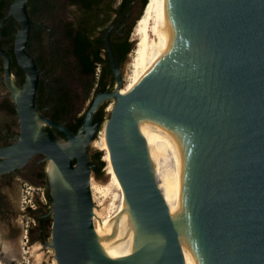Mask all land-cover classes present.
Listing matches in <instances>:
<instances>
[{
	"label": "water",
	"instance_id": "obj_1",
	"mask_svg": "<svg viewBox=\"0 0 264 264\" xmlns=\"http://www.w3.org/2000/svg\"><path fill=\"white\" fill-rule=\"evenodd\" d=\"M25 2L11 0L0 20L17 22L12 52L24 72L17 84L0 46L19 124L0 155L22 163L43 154L51 224L41 245L53 249L55 263L183 264L184 257L186 264H264V0H155L146 77L120 96V69L104 36L115 86L95 92L75 133L35 105L39 69L26 49L33 21ZM109 97L103 128L123 189L113 216L133 228V248L115 257L93 232L95 162L85 148L97 130L92 114Z\"/></svg>",
	"mask_w": 264,
	"mask_h": 264
},
{
	"label": "flooded vegetation",
	"instance_id": "obj_2",
	"mask_svg": "<svg viewBox=\"0 0 264 264\" xmlns=\"http://www.w3.org/2000/svg\"><path fill=\"white\" fill-rule=\"evenodd\" d=\"M29 2L26 0L25 3ZM53 1V0H52ZM45 0H32L31 5L38 4L37 8L32 13V20L33 26L37 27L40 34L47 30L51 35L50 38L56 37L53 34L52 27L48 26L45 22L42 21V18L47 15L48 8L44 4ZM59 0H54L53 8H56L58 5L57 3ZM8 7V6H7ZM6 7V9H7ZM28 7L30 5L28 4ZM28 9V8H27ZM28 11V10H27ZM6 12V10H5ZM4 12V14H5ZM3 14V15H4ZM3 17V16H2ZM0 17V20L1 18ZM6 17L4 21L0 25V29L3 23L6 22ZM66 18H59L57 28H61V37L66 42V38L63 34V27L62 23H64ZM60 24V26H59ZM128 15H123V17H115L109 23L108 26L104 29V36L108 33L112 34L116 40H121L125 34L126 29L128 28ZM4 35L0 34V40L3 38ZM28 42H32V39L27 41L26 49L28 52ZM5 50L6 48L0 43ZM51 49L56 50V53L61 55L63 51L62 46L59 44L52 45ZM9 55V64L11 74L17 84H21L24 76V72L21 69V72L18 71V65L12 64V56L6 50ZM13 53V52H12ZM32 56H35V51L30 52ZM68 53V52H67ZM70 55V54H69ZM14 59V55H13ZM15 61V59H14ZM36 63V62H35ZM109 63V60H108ZM113 64L117 65L119 68L120 63L118 62L117 58L113 57ZM62 64V62L60 63ZM59 64V65H60ZM17 66V68H16ZM36 66L39 69V76L38 81L35 89L34 95V102L37 106V110L40 114L48 117V111L53 113V103H54V92L60 85H66L63 80H61L57 73L53 71H47L45 65H38ZM110 67V64H109ZM99 70V65H96L95 71L93 72L95 76H97V72ZM3 58L0 55V147L6 146L13 143L19 133V124L17 120V115L15 111V105L13 103L12 97L10 95V91L7 88L6 84L3 80ZM110 83L111 86H110ZM115 86V78L113 70L110 67V73H106L102 78V81L97 84L96 90L91 92V99L95 92H102V91H111ZM58 91V90H57ZM59 92V91H58ZM57 92V93H58ZM52 94V96H51ZM71 94V92H70ZM87 98V97H86ZM90 99V101H91ZM103 99L94 110L92 114V119L95 111L102 105L106 100ZM76 103L73 102L71 98L70 103H68V107L70 111L66 114H59L58 119L54 122L61 124L67 128L66 125L71 124L72 122V113H81L85 111V107L80 110H76V107L79 105H75ZM82 108V107H81ZM48 110V111H47ZM57 114V113H56ZM83 121V118H82ZM81 121V123H82ZM98 120H93L92 122H96ZM81 123L75 128V133L80 127ZM55 137H64V133L59 129L45 125ZM68 129V128H67ZM95 162V161H93ZM48 167V166H47ZM25 181L35 183L39 186H42V191L37 193V201L35 203H29L24 201V194L22 191L28 192L25 188L21 186ZM29 201V199H27ZM24 202V203H23ZM25 217V219L23 218ZM31 217V218H30ZM30 219V220H29ZM51 224V197L49 192V182L46 174V160L43 157L42 153H34L31 155L26 161L19 163L13 162L12 160H7L5 155H0V235L3 239L0 242V245H5L10 247L9 254L0 250V256L9 257L11 258L17 251H16V242H17V234L19 232L22 233V237L27 234V238L25 240L34 239L39 241L40 243L45 242L44 240V232ZM31 231H34V234L31 235ZM50 231V227H49ZM14 250V251H13ZM11 254V256H10ZM2 259V258H1Z\"/></svg>",
	"mask_w": 264,
	"mask_h": 264
},
{
	"label": "trees",
	"instance_id": "obj_3",
	"mask_svg": "<svg viewBox=\"0 0 264 264\" xmlns=\"http://www.w3.org/2000/svg\"><path fill=\"white\" fill-rule=\"evenodd\" d=\"M11 0H0V17L3 16L6 7ZM41 1V0H40ZM44 4L48 9L53 7L54 0H45ZM66 3L74 6V13L71 19L62 23L63 34L66 38V49L68 54L74 59L75 69L82 75L88 76L89 80L86 82L85 93L87 94L91 89L92 92L96 90L97 84L102 81V78L106 73H110V67L108 63V57L106 48L104 45V29L108 26V23L115 17H123V15L129 14V8L134 0H64ZM139 10L136 16L137 19L140 15V11L146 6L147 0H138ZM32 0L27 1L26 7L28 8L29 17L32 19V13L37 8L38 4L31 5ZM28 4L30 7H28ZM142 8V9H141ZM34 20V19H32ZM133 21V22H134ZM133 24V23H132ZM17 22L12 16H8L6 22L2 24L0 34L4 35L0 40V43L6 48V50L12 56V64H16L13 59L12 53V38ZM130 24L125 31V34L121 40H116L112 34H107V40L109 41L111 52L113 57L117 58L121 63L128 51L133 50L131 40L128 39V30ZM28 50L30 52L35 51L33 55L34 61L38 65H45L47 71L54 70L60 63L61 59L56 50L51 49L49 52H45L42 44L40 43L41 34L37 27L31 24ZM28 40V41H29ZM99 65L97 76L94 75L95 67ZM17 68V66H16ZM18 71L21 72V68L18 66ZM112 83H110L111 86ZM59 92H58V91ZM58 92V93H57ZM52 96V94H51ZM72 96L66 85H60L54 92L53 113L50 115V111L47 112L49 117L53 120L58 119V115L66 114L70 111L68 103H70ZM91 99V98H90ZM90 99L88 100L85 108H87ZM114 100V97H109L100 107L95 111L93 120L97 121V127H104V120L108 116L109 108ZM57 113V114H56ZM83 118V112L76 114L72 113L71 124L66 125L68 130L73 133L75 128L81 123ZM91 158L95 161L94 169L98 170L103 165V159L101 157V150L96 149L92 152Z\"/></svg>",
	"mask_w": 264,
	"mask_h": 264
},
{
	"label": "rangeland",
	"instance_id": "obj_4",
	"mask_svg": "<svg viewBox=\"0 0 264 264\" xmlns=\"http://www.w3.org/2000/svg\"><path fill=\"white\" fill-rule=\"evenodd\" d=\"M57 5L58 6L56 8L49 9L47 15H45V17L42 18L43 22H45L48 26L52 27L53 34L56 37L52 36V38H50L51 34L47 30H45L41 33L40 43L42 44V47L44 48L45 52H49L51 44L52 45L59 44L60 46H62V48L65 47L61 52V55H59L61 56L60 59L62 64L58 65L52 71L57 73L59 78L65 82L66 86L71 92L73 102L76 103L75 105H79L78 107H76V110H80L86 106L88 100L91 97V92H92L91 89L87 94L85 93L86 82L89 80V77L80 74L75 69L74 59L72 58L71 55L67 53L66 42L61 37V31H60L61 28H57L55 30L59 18L63 17L66 18V20L72 18L74 13V6L66 3L64 0H59ZM138 10H139V1L138 0L132 1L128 14V22L130 24L128 30V39L131 40L134 48L132 51L130 50L126 53L124 60L119 65L120 77L122 80V84H124L123 91L125 86H127V84L129 83L131 79V75L133 73L132 61L134 58V49L136 47L135 46L136 38L134 36V31L142 15V11H140L141 12L140 16L138 17L137 21L136 19L134 21V17L138 13ZM85 148L88 157L91 161H93L91 158L92 152L96 149L101 150L103 165L98 170L94 169L90 176L93 182L95 183L103 184V185L109 184V191H110L109 195L110 196L113 195L115 192L118 191V185H117L118 178L114 177L113 175L114 169L111 164L108 153V147L106 142V130L103 127L100 128L97 127L93 139L89 141V143L86 145ZM21 186L26 190H28V192L22 191L24 194L26 193V195L24 196V201L26 200V202L35 203L37 201L36 195L37 193L40 194V192L42 191V186H39L35 183H31L28 181H25L23 184H21ZM94 195H95L94 204H97V202H99L101 199L97 196L98 194H94ZM27 199H29V201H27ZM108 203H109V199H106V201H103V203L98 205V207L96 208L97 209L95 212L96 217L93 218L95 232L99 228V223H100L99 219H101V216L106 210V206ZM23 218L25 219V217ZM49 227H47L43 236L44 240L46 241L50 239ZM22 233L23 232L21 231L17 234V242L15 246L17 252L7 261L0 258V264H56L53 257V249L51 247L46 245L42 246L39 241L34 239L25 240V238H27V234L22 237ZM30 233L31 235L34 234V231H31ZM1 239L3 238L0 235V242L3 241V240L1 241ZM0 250H3L4 252L9 254L11 249L10 247L2 244L0 245Z\"/></svg>",
	"mask_w": 264,
	"mask_h": 264
},
{
	"label": "bare ground",
	"instance_id": "obj_5",
	"mask_svg": "<svg viewBox=\"0 0 264 264\" xmlns=\"http://www.w3.org/2000/svg\"><path fill=\"white\" fill-rule=\"evenodd\" d=\"M154 2L155 0H147L146 6L144 7L142 15L135 28L134 36L136 38V45H135L136 47L134 49V58L132 61L133 73L131 75V79L129 83L127 84V86H125L124 91H123L124 84L121 85L119 89V95H121L122 91H123L122 95L127 94L146 77V57H145V40L147 33L146 29L148 25L149 14L153 7ZM135 117L137 119V129L142 135V112L136 114ZM40 124H44V122L37 120V125ZM51 162L52 161H50L49 159L48 163L50 165ZM51 167L50 166L47 167L49 174H52L50 173ZM113 175L114 177H117L115 171L113 172ZM88 180H89L88 187H89L91 203H92L91 204L92 226H93L95 239L99 247L106 255L111 257H115L121 254H126L127 252L130 251L131 248H133V240H132L133 228L113 216L117 208L118 202L120 200L121 194L123 192L119 179L117 184L118 191L115 193L113 192L114 194L111 196L109 195L110 194L109 184L103 185V184L95 183L91 179V176H89ZM94 194H98L97 196L101 199L99 202H97V204H94L95 201ZM106 199H109V203L107 204L106 210L101 216V219H99L100 222L99 228L95 232L93 218L96 217L95 214L97 210L96 208L98 207V205L102 204L103 201H106ZM183 264H186L184 257H183Z\"/></svg>",
	"mask_w": 264,
	"mask_h": 264
}]
</instances>
